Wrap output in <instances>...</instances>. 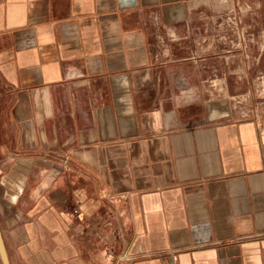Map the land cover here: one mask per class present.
Instances as JSON below:
<instances>
[{
    "label": "crops",
    "instance_id": "crops-1",
    "mask_svg": "<svg viewBox=\"0 0 264 264\" xmlns=\"http://www.w3.org/2000/svg\"><path fill=\"white\" fill-rule=\"evenodd\" d=\"M214 1L0 0L12 264H264V121L205 100Z\"/></svg>",
    "mask_w": 264,
    "mask_h": 264
},
{
    "label": "rangeland",
    "instance_id": "rangeland-1",
    "mask_svg": "<svg viewBox=\"0 0 264 264\" xmlns=\"http://www.w3.org/2000/svg\"><path fill=\"white\" fill-rule=\"evenodd\" d=\"M214 5L215 16L206 23L214 30L211 48L220 61V71L214 73L222 79L217 88H227L232 96L205 100L220 101L239 116L264 121V0H215ZM206 71L213 75L212 68Z\"/></svg>",
    "mask_w": 264,
    "mask_h": 264
},
{
    "label": "water",
    "instance_id": "water-1",
    "mask_svg": "<svg viewBox=\"0 0 264 264\" xmlns=\"http://www.w3.org/2000/svg\"><path fill=\"white\" fill-rule=\"evenodd\" d=\"M0 257L2 260V264H11L10 256L8 253V249L6 247V243L0 228Z\"/></svg>",
    "mask_w": 264,
    "mask_h": 264
},
{
    "label": "built area",
    "instance_id": "built-area-1",
    "mask_svg": "<svg viewBox=\"0 0 264 264\" xmlns=\"http://www.w3.org/2000/svg\"><path fill=\"white\" fill-rule=\"evenodd\" d=\"M74 212H75V213H79V210L75 208V209H74Z\"/></svg>",
    "mask_w": 264,
    "mask_h": 264
}]
</instances>
